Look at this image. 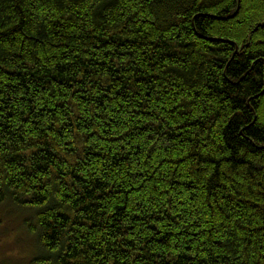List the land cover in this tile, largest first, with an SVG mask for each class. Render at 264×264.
<instances>
[{
  "label": "trees",
  "instance_id": "1",
  "mask_svg": "<svg viewBox=\"0 0 264 264\" xmlns=\"http://www.w3.org/2000/svg\"><path fill=\"white\" fill-rule=\"evenodd\" d=\"M29 264H264V0H0V209Z\"/></svg>",
  "mask_w": 264,
  "mask_h": 264
},
{
  "label": "rangeland",
  "instance_id": "2",
  "mask_svg": "<svg viewBox=\"0 0 264 264\" xmlns=\"http://www.w3.org/2000/svg\"><path fill=\"white\" fill-rule=\"evenodd\" d=\"M20 216L0 209V264H29L33 242L22 231Z\"/></svg>",
  "mask_w": 264,
  "mask_h": 264
}]
</instances>
